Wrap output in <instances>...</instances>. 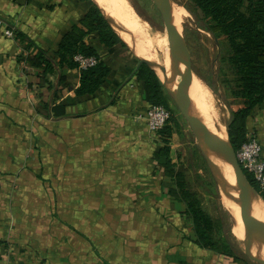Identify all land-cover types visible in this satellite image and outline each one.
<instances>
[{"label":"crops","instance_id":"0c3cea01","mask_svg":"<svg viewBox=\"0 0 264 264\" xmlns=\"http://www.w3.org/2000/svg\"><path fill=\"white\" fill-rule=\"evenodd\" d=\"M97 1L0 0V264H224L197 243L177 181L156 157L161 133L139 118L149 101L133 52L85 35L109 69L85 94L78 63L60 61L61 43L86 30ZM173 2L195 21L189 0ZM38 48L53 70L22 69L21 51ZM246 124L264 153V103Z\"/></svg>","mask_w":264,"mask_h":264},{"label":"trees","instance_id":"16d2710c","mask_svg":"<svg viewBox=\"0 0 264 264\" xmlns=\"http://www.w3.org/2000/svg\"><path fill=\"white\" fill-rule=\"evenodd\" d=\"M187 8L195 15L199 27L217 37L224 35L227 38L230 47L228 59L237 76L238 91L235 94L241 99L240 103L231 107L233 122L230 126V137L235 150H238L246 140L247 118L257 105L264 103V0H189ZM82 23L86 30L75 27L73 34L65 37L60 45L59 56L63 64L75 66L74 56L77 53L95 55L99 58L97 49L84 40V36L91 32H97L100 42L107 47H114L117 44L127 45L96 4L91 6ZM19 35L22 39L25 38L22 34ZM29 44L34 45L32 42ZM26 62L31 66L44 67L47 71L53 70L51 62L41 48H38L35 54H27ZM108 72V67L104 66L99 58L97 65L83 70L77 93H93ZM137 76L143 81L149 105L162 104L170 110L165 96L166 91L156 71L142 64L137 70ZM171 121L177 123L176 116L172 112L168 122ZM168 122L162 132L161 130L157 132L161 133L165 144L157 152L156 157L166 168L167 174L174 178L178 176V172L174 171L177 164L171 158L169 138L172 127ZM245 172L264 199V190L260 189L251 173L246 170ZM177 184L180 186L181 199L187 206V214L193 223L197 243L219 252L224 264L238 261L240 257L233 246L229 243H221L215 238L214 231L217 229L214 220L203 210L197 196L192 194L193 197L190 199L185 184L180 181H177Z\"/></svg>","mask_w":264,"mask_h":264},{"label":"rangeland","instance_id":"374dc122","mask_svg":"<svg viewBox=\"0 0 264 264\" xmlns=\"http://www.w3.org/2000/svg\"><path fill=\"white\" fill-rule=\"evenodd\" d=\"M127 2L137 13V17L139 18L137 25L141 34L147 36L149 45H151L150 39L156 44L157 47H154V51L160 54L162 50H169V37L165 23L153 0H127ZM112 4L114 13L116 11L114 9L115 1L112 0ZM102 7L107 12L106 5H102ZM176 16L182 21L187 16V13L184 10L179 14L176 13ZM194 18L195 21L191 18L183 20L187 38L188 59L192 69L191 74L195 75L198 79L200 78L199 80L211 88L220 106V108H217V112L219 115L223 113L222 122L226 124L232 116L231 107L241 102V99L235 94L238 91L235 69L228 59L230 47L224 35L217 37L210 31L208 32L199 27L195 15ZM122 21L123 17L120 18L119 26ZM155 30H159L163 35ZM149 45L147 48L151 49ZM125 48L132 52V47L128 42ZM154 56L157 59L161 58L155 54ZM165 96L170 105V112L176 116L177 121V123L173 121L168 122L172 127V134L169 138V144L171 143V158L176 161L177 165L174 171L178 172V176H173L174 178L171 183L174 185L176 181L183 182L190 194L189 198L192 199V194L197 196L203 210L214 220L217 229L214 231L216 239L220 240L221 243L231 244L235 252L249 264H261L249 255L248 244L242 238L250 240L251 237L241 236L235 229L238 216L237 205L235 214L225 205L223 193L219 190L209 166L200 151L191 126L166 92ZM162 130L163 128L161 132ZM163 144H165L164 141ZM216 148L218 150L219 146ZM229 171V173H232L231 170ZM177 188L180 191V186ZM251 254H259L253 249L252 245Z\"/></svg>","mask_w":264,"mask_h":264},{"label":"water","instance_id":"95a60500","mask_svg":"<svg viewBox=\"0 0 264 264\" xmlns=\"http://www.w3.org/2000/svg\"><path fill=\"white\" fill-rule=\"evenodd\" d=\"M153 2L162 15L169 37L168 64L159 66L139 56L137 52L131 48L133 54L138 59L135 71H137L142 64H146L156 71L167 95L180 109L191 126L200 151L209 166L219 190L231 194L237 205L239 215L249 223L255 225L257 229L264 234V218L257 214L254 205L255 198L260 197L263 202L264 199L248 179L245 170L237 159L236 150L230 137V126L233 122V116H231L230 120L223 126L218 124L211 125L207 113L191 94L190 76L192 69L188 59L187 38L183 20H179L176 16L175 3L173 0H153ZM96 4L119 34L118 29L112 24L103 7L98 3ZM124 41L127 44V41ZM179 70H182V77L177 81L176 75ZM209 139L214 140L227 151L232 171L230 175L223 173L220 154L215 147L209 144ZM242 238L248 244L249 255L255 260H258L261 264H264V258L251 254V241L247 238Z\"/></svg>","mask_w":264,"mask_h":264},{"label":"bare ground","instance_id":"6f19581e","mask_svg":"<svg viewBox=\"0 0 264 264\" xmlns=\"http://www.w3.org/2000/svg\"><path fill=\"white\" fill-rule=\"evenodd\" d=\"M98 1L101 5H106L107 15L111 20L112 24L118 29L119 34L128 42V44L137 52L139 56L159 66H164L168 64L169 50L166 49L165 51L162 50V53L158 54L154 51V47L156 46V44L151 39H150L151 45L148 44L149 42L147 40V36L145 34H141L138 28L137 20H139V18L137 17V13L134 10V8L127 2V0H113L115 1L114 9H116L114 13L112 8L113 7L112 0H102V1L98 0ZM183 11H184L183 8L176 7L177 14ZM123 14L125 15V17ZM122 17H123V21L119 26L120 18ZM121 26L123 29L121 28ZM155 31L163 35L162 32H160L159 30H155ZM148 45L151 46V49L147 48ZM154 54L160 56L161 58L157 59L154 56ZM181 77H182V70H179V72L176 75L177 81H179ZM199 79L195 77V75L193 76L191 74L190 76V80H191L190 90L192 96L200 103V105L207 113L211 125L218 124L220 126H223L224 125L222 122L223 113L219 115V113L217 112V108H220V106L217 103L211 88H209L203 81ZM208 142L211 146L215 148L219 146L218 152L222 159V171L226 175H230L231 173H229L230 172L229 170H231V165L229 162L227 151L224 148H222L219 144L217 146V143L212 139H209ZM222 193H223L222 196L225 205L232 213L235 214L236 203L234 202L233 196L231 194H227L224 192ZM254 205L257 214H259L264 218L263 200L260 198H255ZM235 229L241 236H247L249 238L251 237L250 238L251 245L253 249L257 253H259L254 256L264 258V234L261 233L255 225L249 223L246 219L241 217L239 213L237 216Z\"/></svg>","mask_w":264,"mask_h":264},{"label":"built area","instance_id":"2783aa9c","mask_svg":"<svg viewBox=\"0 0 264 264\" xmlns=\"http://www.w3.org/2000/svg\"><path fill=\"white\" fill-rule=\"evenodd\" d=\"M4 33L7 36L14 37L15 33L12 29H5ZM28 52L26 50L21 51V66L23 70H29L32 68L26 62V56ZM76 61L82 70L91 68L99 63V58L95 55H86L83 53H77L74 56ZM31 98H34V94L30 93ZM171 116L170 110L162 104H151L147 107L145 112L139 115L146 122V126L151 133H157L168 122ZM236 156L244 170L251 173L261 190H264V153L263 146L259 140L258 135L253 130H248L246 133V140L236 150Z\"/></svg>","mask_w":264,"mask_h":264}]
</instances>
